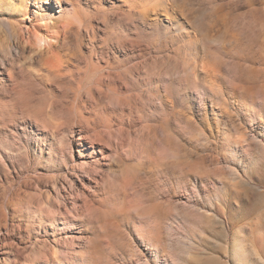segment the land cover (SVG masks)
<instances>
[{"label": "rangeland", "instance_id": "374dc122", "mask_svg": "<svg viewBox=\"0 0 264 264\" xmlns=\"http://www.w3.org/2000/svg\"><path fill=\"white\" fill-rule=\"evenodd\" d=\"M0 264H264V0H0Z\"/></svg>", "mask_w": 264, "mask_h": 264}, {"label": "bare ground", "instance_id": "6f19581e", "mask_svg": "<svg viewBox=\"0 0 264 264\" xmlns=\"http://www.w3.org/2000/svg\"><path fill=\"white\" fill-rule=\"evenodd\" d=\"M14 34H16V36H20V33L19 31H17L16 29H14ZM34 40H33V44L35 45V47H37V49H39L40 51H43L45 50L46 48H42L43 47V44H47L48 47L51 46V43L50 42H46L45 39H42V37H40L38 34H35V36H33ZM95 138V136H94ZM17 200V199H16ZM21 201V200H20ZM20 203V202H19Z\"/></svg>", "mask_w": 264, "mask_h": 264}]
</instances>
